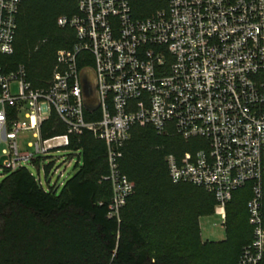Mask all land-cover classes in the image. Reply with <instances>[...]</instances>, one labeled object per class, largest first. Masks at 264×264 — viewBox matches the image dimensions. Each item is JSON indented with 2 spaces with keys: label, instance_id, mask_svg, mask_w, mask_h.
<instances>
[{
  "label": "built area",
  "instance_id": "1",
  "mask_svg": "<svg viewBox=\"0 0 264 264\" xmlns=\"http://www.w3.org/2000/svg\"><path fill=\"white\" fill-rule=\"evenodd\" d=\"M26 1L0 0V54L14 52L17 15ZM76 2L77 12L59 18L58 25L74 29L77 42L71 53H59L46 90L33 89L23 68L8 75L0 68V145L7 147L2 169L24 168L36 161L35 154L70 145L68 134L45 141L41 137L43 123L55 112L69 134L88 130L107 144L110 217L119 219L132 184L119 172L117 160L133 127L150 125L159 134L201 139L204 148L186 153L181 163L167 158L171 179L212 193L223 225L233 193L250 184L253 241L239 264H262L264 0H167L166 10L141 21L133 19L130 0ZM81 53L90 56L95 72V112L84 106L83 69L77 62ZM86 60L81 62L86 65ZM96 113L100 119L88 121L87 115ZM23 133L37 139L28 144L35 153L20 151L18 137ZM75 156L80 163V153ZM65 172L51 164L48 189L55 186L49 176L62 179ZM36 180L43 186L40 176Z\"/></svg>",
  "mask_w": 264,
  "mask_h": 264
},
{
  "label": "trees",
  "instance_id": "2",
  "mask_svg": "<svg viewBox=\"0 0 264 264\" xmlns=\"http://www.w3.org/2000/svg\"><path fill=\"white\" fill-rule=\"evenodd\" d=\"M130 5L133 19L141 21L166 10L167 0H130ZM76 12V0L24 2L17 15L14 52L0 54L2 72L23 68L33 89L46 90L59 53H71L77 42L74 29L60 27L58 20ZM77 60L79 68L92 69L87 53ZM87 119L98 120L100 115ZM67 134L66 150L79 152L82 165L75 164L60 193L57 187L45 189L25 167L5 171L0 181V264L240 263L253 241L247 206L251 185L235 191L227 205L225 240L204 242L200 220L215 213L214 195L191 183H174L170 176L167 158L174 156L181 163L186 153L204 148L201 139L159 134L150 125L133 127L117 160L132 193L117 219L110 217L107 144L88 130L69 134L55 112L41 127L44 141Z\"/></svg>",
  "mask_w": 264,
  "mask_h": 264
},
{
  "label": "rangeland",
  "instance_id": "3",
  "mask_svg": "<svg viewBox=\"0 0 264 264\" xmlns=\"http://www.w3.org/2000/svg\"><path fill=\"white\" fill-rule=\"evenodd\" d=\"M12 91H17L16 84L12 85ZM37 139H35L32 133H23L18 137V143L20 146L21 152L27 153H35L33 148L28 147L29 143H36ZM56 142H51V144H55ZM6 145L3 143L0 145V174L4 175L5 170L2 169L4 166V161L6 157L4 156V151L6 150ZM79 154L78 152H69L66 149H59L58 151H52L47 155L44 154H35V162L28 163L25 168H27L30 173L37 177L42 178L43 186L45 189H48L47 181H46V173L45 169L47 166L51 164H55L57 168H60V171L65 172V177L62 179H57L56 175L51 174L49 176L50 182L57 187V193H60L62 190V184L65 183L70 177L74 175L75 172V163L78 160V157L75 156ZM70 159H73L70 161ZM66 160L67 163H63ZM72 162L71 166L68 164ZM82 165V161L80 162V166ZM53 173V172H52ZM58 182L57 185L55 184ZM200 228H201V237L204 242H220L225 240L226 233L223 225V219L218 214L214 213L209 216H205L200 220Z\"/></svg>",
  "mask_w": 264,
  "mask_h": 264
},
{
  "label": "water",
  "instance_id": "4",
  "mask_svg": "<svg viewBox=\"0 0 264 264\" xmlns=\"http://www.w3.org/2000/svg\"><path fill=\"white\" fill-rule=\"evenodd\" d=\"M81 81L84 89V106L87 112H95L99 109V99L96 88L95 72L91 68L81 71Z\"/></svg>",
  "mask_w": 264,
  "mask_h": 264
}]
</instances>
